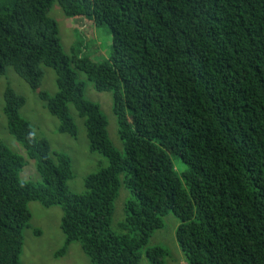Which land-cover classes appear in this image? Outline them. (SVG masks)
<instances>
[{
    "label": "trees",
    "instance_id": "trees-1",
    "mask_svg": "<svg viewBox=\"0 0 264 264\" xmlns=\"http://www.w3.org/2000/svg\"><path fill=\"white\" fill-rule=\"evenodd\" d=\"M56 1L66 15L107 26V57L63 52L47 15L52 0H0V74L10 66L56 130L74 137L71 104L88 150L106 164L83 176L81 192L68 190L70 158L35 135L18 112L24 98L6 85V130L40 181L19 180L23 159L0 141V264H20L29 201L59 206L56 255L77 242L89 264H137L142 254L162 264L165 249L146 244L167 212L190 264H264V0ZM42 66L54 72L53 95L39 89ZM75 70L94 90L117 94L120 152ZM168 151L184 164L179 174ZM120 185L130 192L117 223L126 233L110 227Z\"/></svg>",
    "mask_w": 264,
    "mask_h": 264
},
{
    "label": "rangeland",
    "instance_id": "rangeland-1",
    "mask_svg": "<svg viewBox=\"0 0 264 264\" xmlns=\"http://www.w3.org/2000/svg\"><path fill=\"white\" fill-rule=\"evenodd\" d=\"M47 15L56 23L59 43L65 54L69 55L73 52L91 62H99L107 57L111 48L112 35L105 24L95 26L89 17L66 15L56 0H52ZM42 70L39 89L53 95L56 91L54 72L47 66H42ZM75 72L77 80L84 83V98L97 103L106 120L107 136L120 152L121 143L116 133V123L111 110V102L117 94H112L111 91L94 90L92 82L85 77L83 72L79 70ZM6 85L24 98L23 105L18 112L32 126L35 135L44 138L50 150L62 152L70 158L72 177L66 181V187L72 192H81L83 176L106 164L101 154L88 150L82 118L77 115L72 105L68 104V113L76 126V135L71 137L68 134L59 133L56 130L57 119L47 113L36 91L31 90L10 66H7L0 74V96ZM0 141L23 159V165L18 172L19 180L40 181L34 161L26 156L21 145L9 135L1 112ZM168 154L179 174L184 169V164L173 157L172 151H168ZM129 195L130 192L126 188L121 185L118 187L110 222V227L117 233H126L118 227L117 223L123 218V204ZM26 208L30 217L27 226L21 230L20 264H89L87 255L80 249L77 242H71L64 253L56 255L63 241V235L58 226L61 215L58 205L43 206L36 201H29L26 203ZM161 220L162 226L152 232L146 246L159 245L165 249L162 264H190L189 256L183 253L177 244L175 227L178 221L176 217L167 212L161 216ZM137 264H149L144 254Z\"/></svg>",
    "mask_w": 264,
    "mask_h": 264
}]
</instances>
